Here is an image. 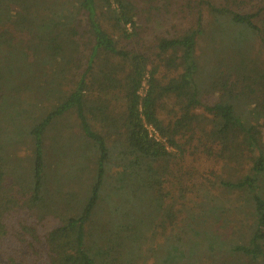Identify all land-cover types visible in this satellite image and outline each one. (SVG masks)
<instances>
[{
	"label": "trees",
	"instance_id": "1",
	"mask_svg": "<svg viewBox=\"0 0 264 264\" xmlns=\"http://www.w3.org/2000/svg\"><path fill=\"white\" fill-rule=\"evenodd\" d=\"M176 13L156 34L136 0H0V264H264V0Z\"/></svg>",
	"mask_w": 264,
	"mask_h": 264
},
{
	"label": "rangeland",
	"instance_id": "2",
	"mask_svg": "<svg viewBox=\"0 0 264 264\" xmlns=\"http://www.w3.org/2000/svg\"><path fill=\"white\" fill-rule=\"evenodd\" d=\"M180 4H181V0H136L137 12H138V17H139V24L143 28L146 25L149 26L148 28L153 30V32L156 34L168 33L169 30H171V28H170L171 24H173V25L174 24H178V25L180 24V25L184 26L185 24H187V20H185V19L183 20L182 16L176 13L177 8ZM113 6H115V4H113ZM150 17L153 19V23L152 24L150 23L148 25L149 21H147V18L149 19ZM189 20H192V17H190ZM138 42H139V38L134 37V38H132L131 41H128L125 43L122 41L121 43L125 44L129 48L135 49ZM219 50L224 51L227 49L226 48H219ZM196 52H197L196 54L198 56H201L203 59L208 55L209 49L207 47V44H205L204 38L199 39V42H198V45L196 48ZM204 68H205L204 78L207 80L208 76L211 75L212 70H211L210 66H205ZM58 80L61 81L62 78H59ZM145 86H144V88H146ZM207 88L208 87H206V86L203 87V91H202V93L204 92L203 100L206 103H210L212 99L210 98L209 95L206 94ZM117 109H119V105H118ZM31 113H32V111H31ZM161 113L165 114L166 110H162ZM169 115H171V113H169L168 116ZM22 122H25L26 125H32V123L28 117L24 118ZM96 125H97V127L102 128L103 122L99 121L98 123H96ZM105 142L109 148V160L112 162L111 164H108V166H107L106 177L108 176L109 181L111 182V176L108 173V167L111 168V166H113L112 167V171H113L114 169H117L115 167H117L118 164H120V167H124L125 165H127L128 160H127V157H122L123 159H120V157L118 156V152H122L125 148V145L121 140L116 138V135L114 133L113 134H107L105 137ZM13 148L14 147H7L5 151L7 153L8 152L10 153L11 151H9V150H13ZM93 151L94 150H91L90 152H88L86 149L83 151L81 147L77 146L76 144H72L71 149L68 151V154H70L69 155L70 160L68 161V165L71 166L74 163H76V164L78 163L77 164L78 168L82 167V164H81L82 155H84L85 157L86 156L92 157L93 153H95ZM168 151L171 153H175V154L179 153L178 150L171 148V147H168ZM26 155H27V151H25L23 149V147H20L19 150L17 152H15V155L12 156L10 154L9 158L10 159H12L13 157L19 158L20 163L23 162V164H26L27 163ZM76 159H78V161ZM178 161H179V163L177 164V166L175 164H172V172L174 170H176L177 168H188L191 165V163L189 161H188V163L187 162L186 163L181 162L180 160H178ZM183 164H185L186 166H184ZM26 167H28V163L26 164ZM17 170H19V172H23V168H17ZM181 173H183V172L180 171L178 173V175H180ZM15 175H17V173H15ZM9 176H11L10 180H12V175L9 174ZM110 182H109V184H110ZM166 187L169 188L167 185H166ZM121 194H122V198L124 196H126V197L131 196L127 193L125 195L123 193H121ZM132 200H134V199H132ZM129 205H130L129 203L122 202V206L125 208L128 207ZM236 213H237L236 211H235V213H234V211H232L230 213V215H232L233 217L234 216L237 217L239 214H241V213H239V214H236ZM100 218L101 217H99L98 219H100ZM101 220H103V219L101 218ZM147 264H150V263H147Z\"/></svg>",
	"mask_w": 264,
	"mask_h": 264
},
{
	"label": "built area",
	"instance_id": "3",
	"mask_svg": "<svg viewBox=\"0 0 264 264\" xmlns=\"http://www.w3.org/2000/svg\"><path fill=\"white\" fill-rule=\"evenodd\" d=\"M149 131H150V135H152L155 139L160 140V141L163 142V140L159 138V135L154 131L153 128L150 127Z\"/></svg>",
	"mask_w": 264,
	"mask_h": 264
}]
</instances>
